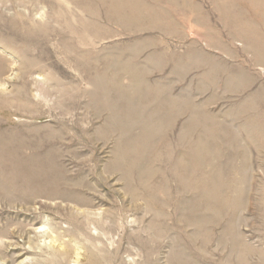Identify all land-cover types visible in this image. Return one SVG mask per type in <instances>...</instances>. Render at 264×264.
I'll return each mask as SVG.
<instances>
[{"label":"rangeland","instance_id":"obj_1","mask_svg":"<svg viewBox=\"0 0 264 264\" xmlns=\"http://www.w3.org/2000/svg\"><path fill=\"white\" fill-rule=\"evenodd\" d=\"M54 254L264 264V0H0V264Z\"/></svg>","mask_w":264,"mask_h":264},{"label":"bare ground","instance_id":"obj_2","mask_svg":"<svg viewBox=\"0 0 264 264\" xmlns=\"http://www.w3.org/2000/svg\"><path fill=\"white\" fill-rule=\"evenodd\" d=\"M60 256H57L56 257V255L54 254V256H53V258H51V260H48L47 262H48V264H61L60 263ZM31 261V260H30ZM10 263V262H9ZM26 263H27V260H26ZM29 263V262H28ZM47 264V263H46Z\"/></svg>","mask_w":264,"mask_h":264}]
</instances>
